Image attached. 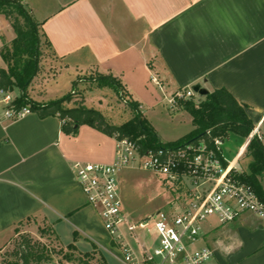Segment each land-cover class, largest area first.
I'll list each match as a JSON object with an SVG mask.
<instances>
[{
	"label": "crops",
	"instance_id": "0c3cea01",
	"mask_svg": "<svg viewBox=\"0 0 264 264\" xmlns=\"http://www.w3.org/2000/svg\"><path fill=\"white\" fill-rule=\"evenodd\" d=\"M20 3L40 24L41 41L49 44L41 52L59 66L57 74L74 70L75 77L91 72L111 75L142 112L161 102L167 105L166 99L177 90L225 89L245 106L264 143V0ZM0 17L1 29L12 30ZM10 43L1 39L0 51ZM0 60L5 69L1 56ZM85 92L91 96L83 93L80 100L92 108L87 106L92 92ZM31 99L52 101L45 94ZM236 139L244 142L235 150ZM247 144L248 138L233 134L222 144L228 159L241 152L239 172L246 171L238 163ZM114 154V139L85 125L71 136L61 131L57 117L41 119L30 113L14 122L0 121V249L16 228L34 220L45 224L60 248L72 245L78 256L93 252L103 264H123L72 170L76 162L111 164ZM205 226L199 245L213 252L208 264H264V219L245 213L228 224L215 220Z\"/></svg>",
	"mask_w": 264,
	"mask_h": 264
},
{
	"label": "built area",
	"instance_id": "2783aa9c",
	"mask_svg": "<svg viewBox=\"0 0 264 264\" xmlns=\"http://www.w3.org/2000/svg\"><path fill=\"white\" fill-rule=\"evenodd\" d=\"M194 95L191 88L177 90L166 103L174 108L177 100ZM15 98L11 92L0 90V121L14 122L31 113L27 106L16 107ZM121 101L126 105L124 99ZM253 137L261 140L257 129L252 130L248 142ZM113 139L111 164L76 162L72 170L87 205L119 249L123 264H208L213 252L199 243L209 220L223 225L245 213L264 219V203L251 187L235 178L240 173L236 163L241 152L228 159L222 150L223 141L214 139L211 146L200 139L141 153L135 142ZM128 168L158 176L164 186L182 192L183 199L166 210L131 220L124 212L118 183L120 173ZM151 222L155 237L149 236L146 242L141 236L151 232Z\"/></svg>",
	"mask_w": 264,
	"mask_h": 264
},
{
	"label": "trees",
	"instance_id": "16d2710c",
	"mask_svg": "<svg viewBox=\"0 0 264 264\" xmlns=\"http://www.w3.org/2000/svg\"><path fill=\"white\" fill-rule=\"evenodd\" d=\"M0 15L9 21L15 34L11 45L0 51V56L6 64L5 69L0 68V90L12 92L18 89L20 94L14 100L16 107L27 106L31 113H36L41 119L57 117L61 122V131L66 135L75 136L79 127L85 125L109 137L133 141L142 153L200 139L210 142L212 146L214 139L224 141L230 134L247 139L254 129L252 121L245 113V106L238 104L225 89H215L197 103L193 97L177 100L176 106L190 116L193 129L170 143H162L158 139L155 130L140 112L139 104L130 99L125 101L131 111V118L119 126L108 122L100 111L87 108L81 100L73 101L72 92L75 90L67 96L46 103L30 101L26 90L38 72L42 46L46 48L49 44L47 40L42 43L40 24L33 20L19 0H0ZM95 81L99 87L111 88L118 97H124L120 85L111 75H98ZM70 103L72 105L68 106ZM245 155L250 159L247 172L237 173L235 178L251 187L264 203V143L253 137L246 146ZM65 250L66 252H63L60 248L58 252H50L37 240L22 236L11 252V258H2L0 264H52L53 253L62 255L61 258L67 264H89L88 261L92 257L90 253L75 257L72 245L67 246Z\"/></svg>",
	"mask_w": 264,
	"mask_h": 264
},
{
	"label": "rangeland",
	"instance_id": "374dc122",
	"mask_svg": "<svg viewBox=\"0 0 264 264\" xmlns=\"http://www.w3.org/2000/svg\"><path fill=\"white\" fill-rule=\"evenodd\" d=\"M2 19L3 18L0 19V26ZM1 39L12 43L15 39V35L11 29L8 31L0 27V44ZM46 55L47 54L42 51L38 64V72L26 90V96L30 101H33L31 97L44 94L46 99L56 100L67 96L72 90H75L74 93L72 92V100L74 101L80 100V96L83 93H86L89 98L91 95H88L85 91H91L92 97L87 104L88 107L98 109L106 119H110L111 122L117 126L122 125L131 118V111L127 105L123 104L121 101V99L129 100V98L126 95H124V97H118L111 88L99 87L95 81L98 78V74H94L93 72L85 74L79 73V75L75 77L76 72L74 70H62L57 74L59 66L53 64L52 59L48 58ZM0 66L4 67L1 60ZM11 93L14 97L20 94L18 89H14ZM193 99L197 103L202 100V96L195 94ZM73 101L71 103H73ZM140 112L151 124L158 139L162 143L174 142L190 133L193 129L191 118L186 112L173 113L169 106L163 102L151 108H144V112L141 110ZM261 132L263 133L264 140V126ZM225 140L227 141L228 138ZM241 142L243 143L244 141L236 139V141L233 142L235 150L239 147ZM249 160L248 157L246 158V155L242 156L238 163V168L246 170L244 172H247ZM118 183L124 212L133 221H137L158 210H166L168 207L176 205L183 199L182 195H184L182 192L164 186L158 176L134 168L123 170L119 175ZM209 221L214 222L215 219ZM152 227L153 222L149 224L151 232L148 233V235L144 234L141 236L142 240L146 239V242H149V236L152 238L155 237ZM206 229L207 227L204 225L203 231ZM104 232L106 237L109 238L105 230ZM22 236H28L33 240H37L50 252H58L60 249V246L48 234L45 224H39L34 220H29L21 224L17 228V232L11 241L0 249V261L2 258H11L10 254L18 242H20ZM63 250V252H66L65 249ZM91 254L92 257H90L91 259L88 261L89 264H103V260L97 256L96 253L92 252ZM73 255L78 257L75 253H73ZM61 257L62 255L53 253L52 264H67ZM68 264L77 263L71 262Z\"/></svg>",
	"mask_w": 264,
	"mask_h": 264
},
{
	"label": "water",
	"instance_id": "95a60500",
	"mask_svg": "<svg viewBox=\"0 0 264 264\" xmlns=\"http://www.w3.org/2000/svg\"><path fill=\"white\" fill-rule=\"evenodd\" d=\"M193 92L199 96H205L208 92L202 88H200L199 86H194L192 88Z\"/></svg>",
	"mask_w": 264,
	"mask_h": 264
}]
</instances>
